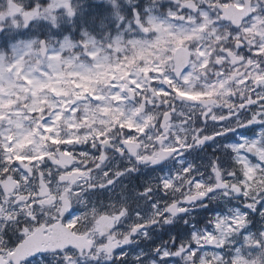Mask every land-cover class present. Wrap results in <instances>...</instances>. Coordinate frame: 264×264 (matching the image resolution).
<instances>
[{"label":"snow or ice","instance_id":"6c2138e0","mask_svg":"<svg viewBox=\"0 0 264 264\" xmlns=\"http://www.w3.org/2000/svg\"><path fill=\"white\" fill-rule=\"evenodd\" d=\"M0 264H264V0H0Z\"/></svg>","mask_w":264,"mask_h":264}]
</instances>
